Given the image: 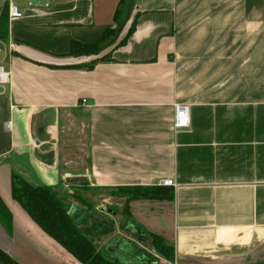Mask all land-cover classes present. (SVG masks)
<instances>
[{
    "label": "crops",
    "instance_id": "obj_1",
    "mask_svg": "<svg viewBox=\"0 0 264 264\" xmlns=\"http://www.w3.org/2000/svg\"><path fill=\"white\" fill-rule=\"evenodd\" d=\"M11 1L22 17L9 18ZM119 1L0 0V63L11 71L0 96V198L13 217L11 230L0 220V247L21 264H81L13 198L14 173L61 193L76 186L96 209L122 187L172 178L173 199L130 201L133 222L98 248L118 257L128 240L157 264H264V0H137L117 40L138 13L126 44L71 55L72 41L115 26ZM177 103L190 106L182 130ZM137 229L173 244L174 262L128 235Z\"/></svg>",
    "mask_w": 264,
    "mask_h": 264
},
{
    "label": "trees",
    "instance_id": "obj_2",
    "mask_svg": "<svg viewBox=\"0 0 264 264\" xmlns=\"http://www.w3.org/2000/svg\"><path fill=\"white\" fill-rule=\"evenodd\" d=\"M137 0H120L114 13V27H107L104 34L93 42L72 41L70 54L76 57L83 55H100L110 46H122L134 33L137 23V15L132 20L128 33L117 41L125 25L132 19V14ZM7 13L0 17V38H5L8 33ZM110 53L100 59H109ZM96 62V60H94ZM92 61V63L94 62ZM90 67L93 64L89 65ZM12 195L13 198L22 205L28 215L35 221L41 229L48 233L64 249L73 254L81 264H128L118 257H113L98 248L94 239L108 235L115 228V221L108 216L95 217L90 212V206L86 210L73 205L66 204V199L59 194L56 187L47 184L34 185L22 175L14 173L12 175ZM118 194H130V200L144 199H173V191L169 186H141L122 187L118 189ZM129 212V206H127ZM93 225L88 227L90 220ZM0 220L11 230L13 217L8 207L0 198ZM82 227V228H81ZM84 227V228H83ZM141 234H146L140 230ZM150 244L156 253L169 262L175 260V246L169 244L165 238L157 233H151ZM120 248H126L123 252L129 256L136 264H157L158 257L151 254L143 247L136 246L128 240H123L119 244ZM0 264H21L12 254L4 251L0 247ZM23 264V263H22Z\"/></svg>",
    "mask_w": 264,
    "mask_h": 264
},
{
    "label": "rangeland",
    "instance_id": "obj_3",
    "mask_svg": "<svg viewBox=\"0 0 264 264\" xmlns=\"http://www.w3.org/2000/svg\"><path fill=\"white\" fill-rule=\"evenodd\" d=\"M1 44V43H0ZM1 54V52H0ZM61 190V189H60ZM92 190V189H91ZM59 191V190H58ZM62 191V190H61ZM61 191H59V194L62 195L63 197H65L66 199V204L70 207V205L72 204H77L78 206H80L81 208H83L84 210H86L88 208V206H90V212L91 214H93L95 217H104V216H108L111 219H115V228L113 230V232L109 235H105L103 237H99L97 239H94L95 243L97 244L98 247H103L105 246V244L116 234H119L116 230L118 231H122V229L125 231L127 230V225L131 224V221L133 222V218L130 216L129 212L127 211V206L129 204L131 198L130 194L127 195H122V194H118V193H112V195L114 197H117V201L110 203H106L103 202V205L106 204L105 206H103V208H99L96 209L95 206H97L98 204H100V202H97V200L95 201L92 198H88L87 199L84 197L83 192L76 186H72V188L67 189L66 192L61 193ZM93 192V190H92ZM103 193H107L108 191L103 190ZM120 197H127V201L125 200L123 205H117L116 203H120V201L122 200H118V198ZM101 202V204H102ZM110 211L114 212V214H111ZM112 215L113 218H112ZM133 224V223H132ZM93 225V220H90V223L88 225V227H83L84 230H88L89 227H91ZM6 226V225H5ZM127 226V227H126ZM130 226V225H129ZM132 226V225H131ZM117 227V228H116ZM7 228V226H6ZM82 228V227H81ZM141 229H137V232L135 234L132 233H128V235H130L131 237H134L135 240L137 241H141L144 247H147L148 249H152L151 244H150V233L146 232V237L143 239L140 235V231ZM123 232V231H122ZM123 250L126 252L127 249L126 248H121V250L116 249V255L118 256V258L121 260H127L129 258V256H127ZM112 251V250H111ZM107 252V254L112 253V252ZM118 252H121L120 256L118 254ZM25 262V261H24Z\"/></svg>",
    "mask_w": 264,
    "mask_h": 264
},
{
    "label": "built area",
    "instance_id": "obj_4",
    "mask_svg": "<svg viewBox=\"0 0 264 264\" xmlns=\"http://www.w3.org/2000/svg\"><path fill=\"white\" fill-rule=\"evenodd\" d=\"M58 0H26L27 6L29 8H40V9H49V7L53 6L55 2ZM65 1V0H63ZM24 15V10L21 6L16 2H10L8 16L10 19H16L22 17ZM11 82V71L6 68L3 63H0V96L1 94H5L10 86ZM175 120H174V128L176 130H182L190 126L191 123V114H190V106L188 104H180L177 103L175 107ZM10 124H7L9 127ZM160 185L162 186H175L176 182L172 178L162 179L160 180Z\"/></svg>",
    "mask_w": 264,
    "mask_h": 264
},
{
    "label": "water",
    "instance_id": "obj_5",
    "mask_svg": "<svg viewBox=\"0 0 264 264\" xmlns=\"http://www.w3.org/2000/svg\"><path fill=\"white\" fill-rule=\"evenodd\" d=\"M68 181H69V182H70V181L75 182V181H77V179H76V178H70ZM141 237L144 239V238L146 237V235H145V234H141Z\"/></svg>",
    "mask_w": 264,
    "mask_h": 264
}]
</instances>
